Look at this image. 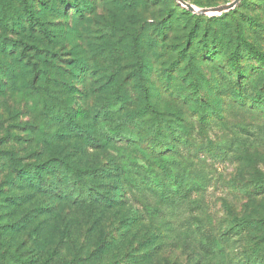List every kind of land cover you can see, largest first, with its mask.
<instances>
[{
  "label": "rangeland",
  "instance_id": "rangeland-1",
  "mask_svg": "<svg viewBox=\"0 0 264 264\" xmlns=\"http://www.w3.org/2000/svg\"><path fill=\"white\" fill-rule=\"evenodd\" d=\"M89 1L93 8L84 17H79L73 7L65 10L57 0H31L39 16L49 23L52 34L48 36L29 33L28 30L22 35L6 34L0 25V35L8 36L7 42L24 39L41 48L40 54L28 50L20 55V60L17 51L22 50L21 46L0 53L15 70L14 75L0 77V225L7 222L17 224L9 232L7 229L3 231L12 251L5 259L0 254V264H17L13 254L25 259L33 257L34 263L30 264H55L72 259L78 250L76 246L84 252V263L76 264H134V254L139 259L147 258L142 264H226L238 261L253 251L257 234L252 233L256 229L240 236L223 233L246 217L257 220L264 215V194L249 195L255 175L264 173V112L252 107L250 101L245 104L227 96L219 97L214 88L217 82L215 69L219 67L232 80L238 78L237 72L226 71L223 66L224 59L236 46L239 34L264 52V0H240L230 10L237 11L234 17L215 19L220 14H201L204 17L196 23L176 22L165 29L162 38H158L154 28L169 25V18L182 6L177 0H137L139 4L133 8L124 0ZM187 1L197 7H210L234 0ZM11 3L12 0H0V8L3 12L10 11ZM125 14H128V22L120 24L119 20ZM117 22L120 30L108 35L105 26ZM192 26L197 37L195 44L204 35L210 39L216 31L224 45L221 63L201 56L205 50L192 54L197 55L198 61V65L195 62L192 67L202 73L199 77L202 99L198 103L192 98L195 93L185 83L182 84L183 92L177 96L172 88L179 87L180 77L178 73L168 74L165 70L177 60L175 49L185 43ZM48 49L56 51V55L49 57L59 67H51L50 78L56 80H44L39 76L34 85H27L31 68L47 65L43 58ZM137 54L146 62L142 79L136 71L141 59ZM78 56L86 57L91 68L97 69L96 73H106L109 69L107 73L117 72L119 77H124L131 71L136 80H127L126 89L141 90L142 82L150 86L151 95L157 96L162 103L159 109L164 113V121L170 119L182 125L172 141L177 148L175 155L191 174L195 190L188 202L166 204L151 191L139 190L141 178L134 169L131 176L121 179L126 185L127 197L116 210L102 216L103 229L86 230L93 227V222L88 224L87 218H82L81 210L71 209L67 201L62 200L60 211L76 217L84 226L75 231V240L72 241L63 232L58 233L60 229H55L56 217L50 221L41 216L43 207L50 202L46 196L34 193L28 200L18 198L28 190L21 187L13 168L16 164L41 161L52 155L55 149H73V144L66 142L67 138L54 136L58 127L55 111L57 106L72 107L78 101L86 107L93 104L94 95L87 97L83 94V91L93 90V84L89 80L83 84L71 74V65ZM249 65L245 59L240 61L246 77L252 78ZM166 74L170 77L165 78ZM252 82L257 87L262 86L264 74L255 75ZM48 87H55L59 92ZM79 95L83 97L79 98ZM193 105L200 108L210 105L207 109H213L219 116L211 118L214 122H202L192 110ZM167 108L173 114H166ZM163 130L171 131V128L164 126ZM145 144L144 149L142 145L137 148L123 140L106 150L85 153L83 160L104 163L115 157L118 163L128 162V158L142 157V151L149 146V143ZM8 196L12 197L11 200L6 199ZM129 213H138L139 216L132 231L122 237L117 226ZM104 229L113 247L99 256L103 263H90V259L92 262L95 258L88 257V254L97 251L98 238ZM38 235L46 241H37ZM207 236L217 241L212 254L203 248ZM143 243H148V255L145 254L146 248L141 249Z\"/></svg>",
  "mask_w": 264,
  "mask_h": 264
},
{
  "label": "trees",
  "instance_id": "trees-1",
  "mask_svg": "<svg viewBox=\"0 0 264 264\" xmlns=\"http://www.w3.org/2000/svg\"><path fill=\"white\" fill-rule=\"evenodd\" d=\"M57 2L65 10L69 6L73 7L75 14L79 17H84L93 8L92 2L89 0H57ZM124 3L130 8L139 4L137 0H132V2L131 0H124ZM10 6L12 7L7 12H3V8H0V25L6 34L22 35L27 30L29 33L38 32L45 36L52 34L48 21L39 16L31 0H12ZM178 8V12L172 14V17L169 18L170 23L167 27L154 28L158 38H162L165 35V29L176 22L187 23L192 21L196 23L204 17L184 6ZM236 13V10H232L230 13L223 12L217 15L218 17H215V19H225L227 16L234 17ZM127 15H123L122 19L119 20L120 24L128 22ZM119 23H108L105 26L107 34L112 35L118 29L120 30ZM206 36L204 35L195 44L197 37L195 28L192 26L185 43L178 45L175 49L177 60L165 68L169 72L168 74L178 73L180 77L179 87L172 88L175 89L176 95L179 96L183 92L182 84L185 83L192 90V93H195L192 98H196L197 103L202 99L200 92L203 88L199 84V77L202 73L192 67L195 62V65H198L197 55L192 56V54H197L195 52L198 50H205L201 56L205 55L207 58L221 63L220 54L224 50V45L219 39L220 35L216 31L210 39H207ZM7 37L6 35H0V53L21 46L22 50L17 51V55L19 54L17 59L20 60L22 54L28 50H33L34 53L39 54L41 52L38 44H29L24 39H10L7 42ZM190 47L192 48L191 51L189 50ZM47 52L43 58L47 65L39 69L31 68V77L27 85H34L36 78L40 77L44 80L48 78L49 80H56L55 77L50 78L52 74L51 67L55 66L57 68L58 65L49 58L51 55L52 57L56 55V51L48 49ZM137 55L141 59L138 62L136 71L139 72V79H142L144 73L142 68L146 62L140 54ZM31 57L32 55H29V58ZM146 57L148 58V56ZM243 59L250 62L248 68L252 78L257 74H264V52L239 34L236 46L224 59L226 62L223 66L226 71L237 72L238 78L232 80L219 67H216L217 82L214 88L221 98L227 96L235 101L245 102V104L246 101H250L252 107L264 112V84L257 87L252 82L251 77H246L245 70L240 66V61ZM96 70L91 68V64L86 57H76L75 62L71 65V74L83 84L88 80L93 84V90L86 93L83 91L84 96L94 95L93 104L86 107L78 101L76 106L56 107L55 114L58 115V127L54 136L67 138L66 142L68 144L72 143L73 149L71 148L69 151L55 149L52 155L41 161L22 165L16 164L13 168L17 173L21 187L28 190L20 194L18 198L28 200L33 197L34 193L41 194L43 197L46 196V199L50 202L43 207L41 216L50 221L56 217L55 229H63L62 231L59 230L58 233L63 232L65 237L70 238L72 241L75 240V231L80 230L83 225L76 217L71 214H63L60 211L62 200L67 201L71 209L74 207L81 210L82 218H87L88 224L91 221L93 222V227H87L86 230L94 227L103 229L102 216L107 212L116 210L123 202V198L127 197L126 185L121 179L125 176H131L134 169H137L141 178L139 190L151 191L166 204L178 205L188 202L195 190L192 176L185 167H182L180 160L176 157L177 148L172 141L173 135L179 134L182 125L179 122H172L170 119L164 121V113L159 109L162 103L157 96L151 95L150 86L142 82L141 90H135L133 87L126 89L124 85L128 82L127 80L132 82L136 80V77L133 78L131 71L125 73L124 77H119L117 72L107 73L110 71L109 69L106 73H96ZM4 74L14 75L15 70L11 63L0 55V77ZM164 76L165 78L170 77L167 74ZM203 82L204 84L207 83V81ZM48 88L59 92L55 87ZM205 88H208V86ZM72 97L76 98L74 95ZM81 97L83 96L79 95V98ZM209 107L210 105L202 108L193 105L192 110L196 112L202 122L210 123L214 122L213 119L219 115L217 116L213 109H207ZM172 112L167 108L166 114H173ZM211 118L213 119L211 120ZM164 126H170L171 131L163 130ZM123 140L134 144L137 148L142 145L144 149L147 145L146 142L149 143V146L143 150L144 152L142 151V157L128 158V162L118 163L115 157H111L109 161L106 159L104 163H90L83 160L85 153L91 154L93 151L106 150ZM144 144L145 146H143ZM153 162L155 163L153 164ZM252 184L253 189L250 194L248 193L250 196H253V193L264 194V173L258 172ZM11 198V196L6 197L7 200H11ZM138 216V213H129L128 217H123L120 220L117 230L122 237L132 231ZM16 226L15 222L0 225V254L3 259L6 258L8 252L12 251L10 241L4 237L3 231L7 229V232H9ZM252 230H255V232L252 233ZM250 231L252 234H257L253 251L244 254L238 261L226 264H264V215L257 220L246 217L240 222H235L223 234L240 236L245 233L249 234ZM101 232L97 242V251L88 254V257L95 258L92 262L90 259V263H103L99 256L103 255L105 251L107 253V250L113 247H111L113 243H109L107 240L105 229ZM37 241L44 242L46 240L38 235ZM74 243L76 244V242ZM74 243L72 245H75ZM150 244L153 245V243ZM202 244L204 250L212 254L217 246V241L214 237L207 236ZM76 248L78 250L74 252L72 259L57 261L55 264L84 263V252L79 246H76ZM141 249L146 250L145 254L148 255V243L141 244ZM132 256H135L134 264H142L147 259H139L136 254ZM13 257L17 264L34 263L33 257L25 259L26 257L16 254H13Z\"/></svg>",
  "mask_w": 264,
  "mask_h": 264
},
{
  "label": "water",
  "instance_id": "water-1",
  "mask_svg": "<svg viewBox=\"0 0 264 264\" xmlns=\"http://www.w3.org/2000/svg\"><path fill=\"white\" fill-rule=\"evenodd\" d=\"M178 3L190 11L197 14H222L223 12L230 11L240 0H234L231 3L210 6V7H197L189 1L186 0H177Z\"/></svg>",
  "mask_w": 264,
  "mask_h": 264
}]
</instances>
